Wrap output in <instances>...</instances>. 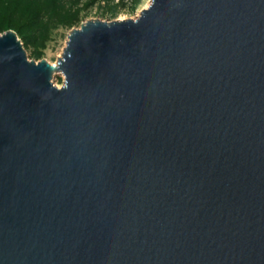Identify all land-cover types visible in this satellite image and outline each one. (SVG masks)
Segmentation results:
<instances>
[{
	"label": "water",
	"instance_id": "95a60500",
	"mask_svg": "<svg viewBox=\"0 0 264 264\" xmlns=\"http://www.w3.org/2000/svg\"><path fill=\"white\" fill-rule=\"evenodd\" d=\"M0 264H264V0L0 33Z\"/></svg>",
	"mask_w": 264,
	"mask_h": 264
},
{
	"label": "trees",
	"instance_id": "16d2710c",
	"mask_svg": "<svg viewBox=\"0 0 264 264\" xmlns=\"http://www.w3.org/2000/svg\"><path fill=\"white\" fill-rule=\"evenodd\" d=\"M97 1L88 0L85 7ZM141 0H133L135 8ZM81 0H0V33L13 29L25 49L44 46L51 28L75 27L81 21Z\"/></svg>",
	"mask_w": 264,
	"mask_h": 264
},
{
	"label": "rangeland",
	"instance_id": "374dc122",
	"mask_svg": "<svg viewBox=\"0 0 264 264\" xmlns=\"http://www.w3.org/2000/svg\"><path fill=\"white\" fill-rule=\"evenodd\" d=\"M86 2L88 0H81L79 4L81 7V21L75 27H80L81 23L91 19L104 21L134 19L150 4L151 0H141L135 8H133V0L97 1L95 4L85 7L84 4ZM75 27L69 28L58 25L51 28L44 46L38 48L30 47L26 50L28 57L35 61L46 59L50 63H56L63 54L69 33ZM52 81L56 86L61 87L64 84V75L62 73H55Z\"/></svg>",
	"mask_w": 264,
	"mask_h": 264
},
{
	"label": "bare ground",
	"instance_id": "6f19581e",
	"mask_svg": "<svg viewBox=\"0 0 264 264\" xmlns=\"http://www.w3.org/2000/svg\"><path fill=\"white\" fill-rule=\"evenodd\" d=\"M148 6H149V5H148ZM148 6H147V7H148ZM58 73H61V72H58Z\"/></svg>",
	"mask_w": 264,
	"mask_h": 264
}]
</instances>
